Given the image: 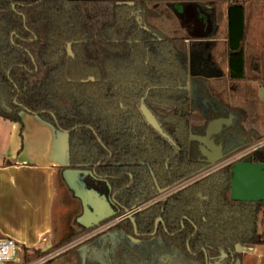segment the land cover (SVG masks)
I'll return each mask as SVG.
<instances>
[{
  "label": "trees",
  "instance_id": "obj_1",
  "mask_svg": "<svg viewBox=\"0 0 264 264\" xmlns=\"http://www.w3.org/2000/svg\"><path fill=\"white\" fill-rule=\"evenodd\" d=\"M250 4L244 0H0V117L21 122V113L28 112L65 131L67 165L62 170L88 169L105 181V189L115 193L119 205H138L158 189L207 166L188 134L203 132L206 123L220 115L213 103L218 108L221 103L205 85L196 84L191 94L188 90V55L194 46L206 42L201 47L215 60L217 75L222 74L230 95L246 98L244 107L231 99L223 104L239 117L246 141L264 136V100L258 92L264 75L257 57L249 65L252 75L247 74L245 62ZM200 12L206 23L197 16ZM186 25L193 29L183 34L180 30ZM141 99L173 145L145 123L139 112ZM251 104L261 105V112L250 110ZM248 158L264 163V145ZM230 167H219L163 203L134 214L142 235L138 243H128L139 247L151 241L146 252L133 254L104 235L102 258L92 255L91 249L87 258L101 264H205L206 256L208 264H236L237 245L264 243L259 227L264 202L230 199ZM159 215L162 221L150 234ZM86 230L80 226L52 248ZM109 230L116 236H133L129 219ZM39 253L37 248L23 256L26 260Z\"/></svg>",
  "mask_w": 264,
  "mask_h": 264
},
{
  "label": "crops",
  "instance_id": "obj_2",
  "mask_svg": "<svg viewBox=\"0 0 264 264\" xmlns=\"http://www.w3.org/2000/svg\"><path fill=\"white\" fill-rule=\"evenodd\" d=\"M244 1L254 5L252 10H258L259 4L264 3V0ZM203 15L198 14L200 18ZM180 31L187 34L189 29L183 26ZM20 117L21 122L0 117V238L16 241L21 255L37 248H51L78 232L81 225L76 221L78 215L72 218L71 214L69 223L74 228L67 235H58L61 183H65L61 173L66 161L65 133L35 114L22 112ZM73 222L78 225L77 230ZM263 245H237L236 264H264ZM83 246H76V250L85 264L87 253ZM223 256L221 253L220 257Z\"/></svg>",
  "mask_w": 264,
  "mask_h": 264
},
{
  "label": "water",
  "instance_id": "obj_3",
  "mask_svg": "<svg viewBox=\"0 0 264 264\" xmlns=\"http://www.w3.org/2000/svg\"><path fill=\"white\" fill-rule=\"evenodd\" d=\"M128 5H132V1H127ZM191 54H189V67L191 69ZM203 70L211 73H204L205 77H211L215 71L213 68H204ZM259 97L264 100V85L258 87ZM140 112L148 125L152 127L161 137L166 139L173 145L171 138L162 130L161 125L154 114L145 106L143 102L140 104ZM231 118V117H230ZM229 119L216 118L207 122L203 135H190V139L199 143V151L204 157L206 167L218 165L222 158V146L215 145L212 139L213 135L219 133L223 126H226ZM66 150H67V133ZM66 161L63 166H66ZM204 168V169H205ZM62 178L73 195L78 198L81 206V212L76 217V221L84 229H90L104 220L115 217L118 210L113 208L110 198L104 193H100L93 187H87L83 181L85 174L91 175V171L83 169H67L62 170ZM229 187L230 199L239 202H264V163L252 161L250 158H244L234 162L230 167ZM93 176V174H92ZM128 213V209H123ZM133 223L134 231H136L134 218L129 214ZM205 264H208L205 256Z\"/></svg>",
  "mask_w": 264,
  "mask_h": 264
},
{
  "label": "flooded vegetation",
  "instance_id": "obj_4",
  "mask_svg": "<svg viewBox=\"0 0 264 264\" xmlns=\"http://www.w3.org/2000/svg\"><path fill=\"white\" fill-rule=\"evenodd\" d=\"M186 12H188V11H186ZM188 17H190V14H189ZM201 18H202L203 22L206 23L207 18L205 17V15H203ZM185 27L188 28L189 31H192V29H193L191 26H188V25H186ZM196 29H197V31H199L198 28H196ZM210 30L212 31L213 28L209 29V32L211 33ZM206 41H208V40H206ZM205 43H200V44H198V46H194V49L191 50L190 53H189V54L192 55L191 56V65L192 66H191V69L189 67L190 81L188 82V90H189V92L191 94L192 89L195 87L196 84H200L202 86L205 85L207 87L208 91L210 92L211 96L214 99L219 100V103H221V106L218 108L216 106V104L212 102L213 103V108L215 110L219 111V114H220L219 116H216L213 119L220 118V117L229 119L227 121L228 124L226 126H223V128H222V130L223 129H227L229 131V134H226V133L222 134V130H221L219 133H217L216 135L212 136L214 144L222 146V155L223 156L221 158V161L223 162V161H227V159H230L232 157V155H234L237 152H240L241 150H243L245 147L249 146L250 144L246 141V139L244 137V130L242 129V126H241L242 122L239 121V117L236 115L235 111L229 110L228 107H225L223 105L225 102H227V98L225 100H222L221 95H218V93L216 91H214V86H213L214 81H220L221 82V89H222L221 92H223V91L225 93L227 92L228 95H229V91L230 90H229V86L224 83L225 80L223 79L222 74L221 75H217V73L220 70H218V69H216L214 67L215 60L212 59V56H210L209 54L205 53L204 49H202L201 46L205 45ZM189 59L190 58H189V55H188V65H189ZM204 68H213L214 71H215L214 75L211 76V77H205L204 73L210 74L211 72L203 70ZM141 102H143V99L140 100L139 107H140ZM194 110H195L194 112H196L198 114L199 108H195ZM139 112H140V109H139ZM140 114H141V112H140ZM141 116H142V114H141ZM142 118H143V116H142ZM143 120H144V118H143ZM210 120H212V119H210ZM145 123H146V121H145ZM148 126L150 128H152L150 125H148ZM205 127H206V125H205ZM205 127H204V130H205ZM204 130L201 133H199V132H196V133L190 132L188 134L189 140L196 143L198 150H199V143L197 141H195V140L190 139V135L191 134L203 135L204 134ZM199 154L201 156V159L204 160V157L201 155L200 151H199ZM249 155L250 154H248V155H246L244 157H241L240 160H242L244 158H247ZM226 165H230V163L223 164L220 167L226 166ZM86 171H90V170L86 169ZM194 175H191L190 177H193ZM190 177H188V178H190ZM188 178H186V179H188ZM186 179H184V180H186ZM197 179H199V178L194 179L193 181L187 183L186 185L191 184L192 182H194ZM184 180H180V181L174 183L172 186L174 187V186H176L177 184H179L180 182H182ZM83 181L85 182L87 187H93L96 190H98L100 193L106 194L108 196V198H110V202L112 203L113 208L118 210V212L116 213V215L114 217V218H118V220L114 224H112L109 228H111L112 226H114L115 224H117L121 220H124V219H129L130 220L129 215H126L127 213H125L123 209H128L129 211L132 210V213L130 215L134 218V214L136 212H138L139 210H142V209H144V208H146V207H148V206H150L152 204H155L157 202L163 203L167 196H169L170 194H172V193L176 192L177 190H179V189H181V188L186 186V185H184L182 187H178V188L170 191V188L172 186L168 185L165 188L158 189L157 192L154 194V196H152L150 199H148L146 201H143L142 203H140L138 205L132 206L131 208H126L125 206L118 204V202L115 199V193L111 192L109 187H107V189H105V186L103 184V183H105V181H103L101 178H96L94 175L92 176V174L91 175L85 174L84 177H83ZM161 221H162V218H161L160 215L155 218L154 223H153V230H152V232L150 234H153L157 230L158 224H159V222L161 223ZM130 222L132 223L131 220H130ZM132 225H133V223H132ZM109 228H107L106 230H109ZM135 228H136V224H135ZM106 230H104L102 232H106ZM141 235L142 234L139 233L137 231V229H136V231H134V227H133V236H130V237L127 238V237H124L123 235H117L116 237H119V238L123 237V238H125L127 240H131L133 243H138L140 241V236ZM150 243H151V241H149L148 243L145 244V252H146V248H148L150 246ZM115 244L121 245L119 243V241H117V240H116V243L114 242V245ZM132 246L136 247V245H132ZM141 246L142 245H140V247ZM133 254H136V253L133 252Z\"/></svg>",
  "mask_w": 264,
  "mask_h": 264
},
{
  "label": "rangeland",
  "instance_id": "obj_5",
  "mask_svg": "<svg viewBox=\"0 0 264 264\" xmlns=\"http://www.w3.org/2000/svg\"><path fill=\"white\" fill-rule=\"evenodd\" d=\"M254 5H248L250 9H252ZM186 6L185 8H187ZM258 10H252L251 11V19L247 18V41H246V48H245V62L247 65V74L252 75V71L250 70V63L252 61V58L257 57L260 61L261 65V75H264V3L259 4ZM189 9V7L187 8ZM190 9H193L192 6H190ZM225 24L223 23L222 29H224ZM221 37L217 35L215 37V43H220ZM225 72V71H224ZM223 73V72H222ZM224 74V73H223ZM214 91L218 93V95H221L222 100L231 99L233 104H236L238 107H244L247 106L246 98L241 96L240 94H234V95H228L226 92H221V82L220 81H214L213 83ZM234 105L233 107H235ZM257 109L258 112H261V105H255L251 104L250 110ZM201 123V122H200ZM249 144H256V145H262L264 144V136H262L259 139L253 140L252 142H249ZM62 188V194L59 198V204H61V214L58 220V231L59 234L67 235L70 230H72L74 227L69 223V217L71 215L72 218H75L77 215L81 212V206L77 198H75L72 193L68 190L66 187V184L62 181L61 183ZM74 223L75 230L78 229V225ZM260 227V226H259ZM110 229V228H109ZM261 230V228H260ZM110 230H106V232H102L103 235H100V233L94 235L90 242L87 245H84L86 249V253L89 249L92 250V255L95 257H101L103 255V249L101 248L102 245V237L104 235L111 236L114 242L116 243V240L119 241L121 246L126 247L127 249L131 250L132 252H135L137 254L138 251L141 253L145 251V246L142 245L141 247H135L130 246L128 243V240L123 237H116L113 233L109 232ZM80 247V246H79ZM98 247V248H97ZM264 248V245L262 246ZM78 247H75L73 249H69L62 254L54 257L52 260L43 263V264H82V257L80 256V251L76 250ZM102 258V257H101ZM85 264H101L99 261L95 259H88L86 260Z\"/></svg>",
  "mask_w": 264,
  "mask_h": 264
},
{
  "label": "built area",
  "instance_id": "obj_6",
  "mask_svg": "<svg viewBox=\"0 0 264 264\" xmlns=\"http://www.w3.org/2000/svg\"><path fill=\"white\" fill-rule=\"evenodd\" d=\"M264 145V144H262ZM262 145H256V144H251L247 147H245L243 150H241L240 152L235 153L234 155H232V157L230 159H227V161H221L218 165L212 166V167H207L205 169H203L201 172L195 174L193 177H190L182 182H180L179 184H177L176 186H172L170 188L171 190H174L178 187H182L184 185H186L187 183L193 181L196 178H200L212 171H214L215 169L219 168L221 165L226 164V163H230V165H232L234 162L238 161L241 159V157H244L248 154H250L254 149L262 146ZM132 213V210H130L126 215H129ZM118 220V218H109L107 220L102 221L101 223L95 225L94 227L87 229L86 231H84L82 234L78 235L77 237L67 241L66 243L54 247V248H48L45 250H41V253L37 254V255H31L28 259H24V253L23 254H19V246L16 243V241H14L12 238L9 237H1L0 238V264H43L46 263L50 260H52L54 257L62 254L63 252L72 249L73 247H75L76 245H78L79 243H82L83 241L93 237L94 235L106 230L107 228H109L112 224H114L116 221ZM260 228L261 231L264 235V208L261 211V223H260ZM31 251H28V253H30Z\"/></svg>",
  "mask_w": 264,
  "mask_h": 264
}]
</instances>
